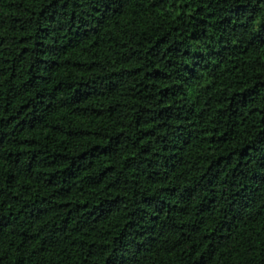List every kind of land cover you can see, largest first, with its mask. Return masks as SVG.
Listing matches in <instances>:
<instances>
[{"label": "trees", "instance_id": "trees-1", "mask_svg": "<svg viewBox=\"0 0 264 264\" xmlns=\"http://www.w3.org/2000/svg\"><path fill=\"white\" fill-rule=\"evenodd\" d=\"M0 264H264V0H0Z\"/></svg>", "mask_w": 264, "mask_h": 264}]
</instances>
